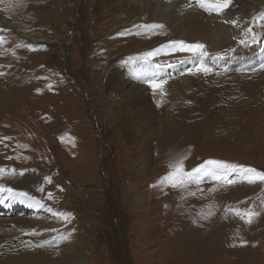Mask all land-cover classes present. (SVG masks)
Wrapping results in <instances>:
<instances>
[{"label":"rangeland","instance_id":"374dc122","mask_svg":"<svg viewBox=\"0 0 264 264\" xmlns=\"http://www.w3.org/2000/svg\"><path fill=\"white\" fill-rule=\"evenodd\" d=\"M116 1L0 0V103L13 109L0 108V169L7 170L0 172V188L15 196L9 207L0 205V264H264V181L249 183L237 169L220 180L199 176L172 188L162 183L169 172L156 170V160L174 152L194 161L185 171L218 160L264 172V93L247 88L222 127L202 94H217L211 91L229 74L264 81L257 79L264 76V56L239 69L226 63L239 53L264 54V3L262 25L225 47L220 59L203 56L196 63L202 66L193 90L185 92L212 119L204 123L207 132L200 128V140L167 144L157 156L167 116L163 96L175 94L152 90L151 114L123 123L107 84L118 64L141 61L147 46L126 49L125 40L160 24L140 4ZM187 20L188 32L201 35L195 19ZM174 63L166 59L162 66ZM237 211L258 215L247 223Z\"/></svg>","mask_w":264,"mask_h":264},{"label":"bare ground","instance_id":"6f19581e","mask_svg":"<svg viewBox=\"0 0 264 264\" xmlns=\"http://www.w3.org/2000/svg\"><path fill=\"white\" fill-rule=\"evenodd\" d=\"M198 1L201 0H132V2L136 3V5H141L145 14L152 13L155 20L159 21V24L162 27L157 28L155 31L152 28L151 33L143 36L139 35L131 40H125L124 43H127L126 49L132 46L137 47L138 45L147 46L144 47V50H142L143 53L140 52L141 61H139V58L138 61L135 59L134 62H129V64H118V67L112 70L110 81L107 84L115 93V97H112V100L119 109V114L122 113L120 115L121 117L119 122L123 123L137 117L146 118L148 117V114H151L149 113V109H151V107L148 108V104L150 103V92L152 90L154 91V88L151 87L154 82H162L164 88L169 89L175 94V96L173 95L170 97L165 93V96H163L167 108V116H164L165 121L161 128V134L159 136L157 135L158 141L156 142L157 144L154 151L157 156H161L165 145L174 146L175 142L179 145L189 140H200L201 137H196L197 132L201 128L204 129L203 131L206 133L208 129L207 126L209 124L204 125V123L208 122L206 119H211L208 117L205 107L203 105H199L200 100L193 103L191 97L186 94L187 92H185L193 90L194 79L196 75H198L197 70H200L202 66L199 65L200 63H196L202 57L193 55L191 52H173L175 50L172 42L184 41L188 44H203L205 45L204 51L207 52V50H210L206 56L212 57L216 55L215 57L220 59L224 54L223 50L225 47L238 44V42H241L239 41V38L247 37V30L251 29L255 25H262L258 19V7L264 3V0H231L230 6L219 14L215 11L209 12L199 9L197 7ZM122 2V0H118L116 1V4L119 5ZM189 18H191V22L195 19L194 22L197 23L195 26L200 28L201 35H198V37L202 38L201 42H197V39H195V37H197L196 34L194 35L189 33L185 27V24L188 23L187 19ZM232 20L238 21V24L230 23ZM261 21L264 23V17ZM16 30L17 29L15 28L12 31L15 34H18V30ZM260 30L262 31L264 28ZM171 34L174 36L172 37ZM23 35L27 36L30 41H37L34 36L31 37V35L26 33ZM192 37L193 40L190 41ZM122 48H124V46L121 47V49ZM149 53H153V55L149 56ZM261 53L262 51H255L247 54L239 53L233 55L226 63L233 69H239L241 66H244L245 63H251L263 57L264 54ZM132 55L133 53L131 56ZM143 57L147 59L143 60ZM166 59L176 60V63L170 64L169 66H162V63H164ZM240 76L236 74H229V79L222 81V87L219 85L215 86L214 88L216 92L211 91V93L217 94H209L204 91L202 92L205 96L203 98L208 101L210 100V104L216 108L217 113L214 115L213 121L219 122L217 125L220 127H222L221 125H224V122L221 120L225 115L228 116L231 111L240 109L238 106H241L242 98H239V95H245L244 93H246L247 88L255 90L259 87L258 91L260 93H264V81L261 84H257V80L250 81L247 77ZM262 77L264 76H259L257 79H262ZM246 81L249 82H247L246 87H244ZM201 85L203 86V84H200L199 88L204 90ZM235 90L237 91V94ZM183 92H185V94H183ZM181 95L185 96L180 98ZM157 96H160V94ZM258 100V98H255L254 102H258ZM161 103L164 104V102ZM5 105L6 106H3L0 103V108L13 111L11 108L7 109L9 107L7 104ZM259 106L261 105L257 103L256 107L260 110ZM162 109L166 110L165 107ZM195 146L196 145L193 147ZM186 157V154L171 152L170 157H167V160H164L163 162L161 160H156V162L160 161L161 163L159 166L157 165L156 170L160 168V171L166 170L167 172H171L172 168L170 165L176 164L181 159H183L184 162V169L187 170L191 167L190 160L192 159H188ZM14 187L16 186L14 185ZM14 200L15 196L13 194L5 192L3 189L0 190V205L9 207ZM204 213L207 214L206 211ZM186 246H188L189 249L191 247L190 239L188 237ZM234 262L237 264H243L241 261L239 263L237 260Z\"/></svg>","mask_w":264,"mask_h":264},{"label":"snow or ice","instance_id":"6c2138e0","mask_svg":"<svg viewBox=\"0 0 264 264\" xmlns=\"http://www.w3.org/2000/svg\"><path fill=\"white\" fill-rule=\"evenodd\" d=\"M231 4V0H201V7L204 8L206 11L212 12L215 11L216 13H221L225 9H227ZM232 24H238V21L232 20L230 21ZM150 28H160L161 25H151V26H145ZM249 32H251V29H249ZM253 41H255L256 37H252ZM173 47L175 51L178 52H191L193 55L197 56H206L208 53L204 51L205 45L203 44H188L184 41H175L172 42ZM149 56L153 55V53H149ZM204 71H207V68L203 69ZM154 89H161L163 87L162 82H154L151 85ZM4 139H9L5 137ZM172 168V171L169 172V174L163 178V182H167L172 188H184L187 186V184L195 181L199 176H212L216 180L222 179L228 170L236 171L237 169H240L243 171L248 178L249 183H255L257 180L264 181V172H258L254 168H243L239 165H232L227 164L222 161L218 160H208L204 164H201L197 168H193L190 171H185L184 169V162L183 159L179 160L176 164L170 165ZM7 171L6 169H0V172ZM13 172L16 170L13 169ZM20 175H24V172L21 171ZM49 183H51L50 178H47ZM229 184L232 183V181H227ZM2 190V189H0ZM43 191V189H41ZM49 198H51V193L48 194ZM39 203V202H37ZM43 207V205H41ZM237 215H241L243 219H245V222L251 223L252 218L258 213L254 211H245L244 213H240L239 211L236 212ZM58 218H62L63 220L67 221L70 219L71 214L67 212H59L56 213ZM63 238V237H61ZM46 243H50V241H46ZM43 246V245H40Z\"/></svg>","mask_w":264,"mask_h":264}]
</instances>
